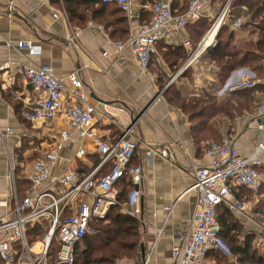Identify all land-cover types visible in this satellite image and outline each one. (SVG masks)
<instances>
[{"label":"crops","instance_id":"0c3cea01","mask_svg":"<svg viewBox=\"0 0 264 264\" xmlns=\"http://www.w3.org/2000/svg\"><path fill=\"white\" fill-rule=\"evenodd\" d=\"M170 1L173 5V0ZM177 1L173 7L174 14L184 12L188 2ZM132 2L135 16L131 20L124 11H113L114 7H109L104 15L97 12L96 19L92 10L98 4L91 2L82 5L89 6V9L85 12V19L80 20L71 18L65 0H53L49 4L39 0H0V66L4 63L10 66L8 70L0 69V132L3 134L0 137V217L7 214L14 204V186L18 196L24 193L23 168L32 162L28 159L34 154L40 156L41 150L51 148L53 138L50 134L58 132L64 123L62 118L46 122L30 120L34 92L23 77L15 75L16 66L18 63L50 64L54 74L63 78L67 85L68 73L82 67L81 75L85 79L87 93L95 105L93 125L97 133L114 142L125 127L136 121L131 127V137L138 140L139 146L132 163H143L145 173L139 202L143 226L141 262L150 254L149 264H172L173 247L191 227V215L197 198L196 190L190 189L194 182V169L209 164L211 157L206 153L210 140L199 143L194 140L188 115L167 100L165 90L175 84L185 96H206L216 95L223 86L216 64V73L205 70L207 64L214 66L205 52L197 62L183 67L191 53L185 41L189 40L196 47L226 1L207 0L199 19L207 23L206 29L195 30L193 23H188L182 28L173 27L169 30V35L157 43L162 64L153 61L152 77H146L141 72L129 48L118 53L113 44L114 40L127 38L130 30L136 29L145 18L141 15L140 0ZM10 3L15 6L12 15L8 13ZM242 15L248 18L247 23L250 16L245 13L239 16ZM90 21L96 26L89 25ZM98 25L103 28L100 29ZM244 26L241 30H233L229 22L228 27L234 32L236 43L238 38H245ZM67 28L76 32V43L72 45L66 40ZM247 40L251 38L247 37ZM25 42L37 45L41 51L30 54L27 48L20 46ZM104 52L108 54L104 55ZM10 74L15 75L12 82L8 80ZM256 86L258 89L254 92L252 111L245 110L242 115L233 118L217 115L213 119L221 137L230 135L235 138V146L241 157L248 156L258 142L264 141V114L257 115L258 105L264 102V82ZM232 93L216 96L223 99ZM73 138L66 144L62 156L52 169V178L61 175L69 167H77L83 176L99 164L100 155L95 144L91 141L80 142L76 134ZM80 145L87 152L84 157L73 162ZM148 145L168 147L175 154V159L169 160L155 153L149 163L145 162ZM261 159L264 164V153ZM11 163L16 166L14 181L10 175ZM104 165L109 169L108 163ZM118 189L120 195L121 186L118 185ZM234 193L239 200L249 205L245 212H234L240 214L246 224H256L260 231L256 222L260 221L264 213L257 211L256 205L260 199H264V190L258 197L250 195L251 190L244 187L237 188ZM4 235L2 233L0 237ZM206 260L210 264H219L211 253ZM227 261L234 264L229 258ZM236 264H240L238 257Z\"/></svg>","mask_w":264,"mask_h":264},{"label":"built area","instance_id":"2783aa9c","mask_svg":"<svg viewBox=\"0 0 264 264\" xmlns=\"http://www.w3.org/2000/svg\"><path fill=\"white\" fill-rule=\"evenodd\" d=\"M52 1L39 0L44 4ZM100 1L116 3L129 20L135 16L132 0ZM232 1L227 0L222 5L196 47L189 40L185 41L191 53L183 69L197 62L208 47L217 44L223 24L230 22L233 30H241L245 25L248 18L243 15L229 21ZM206 4L207 0H188L186 10L180 14L173 13L170 0H154L142 4L141 8L150 12V18L136 29H131L127 38L114 40L116 51L121 53L129 48L141 72L146 77H152L153 61L162 64L157 53V43L169 35L171 28H182L200 19ZM14 7L10 3L9 14L15 12ZM242 9L245 10L246 6L242 5ZM89 25L96 26L92 21ZM98 27L103 28L100 25ZM212 31H215L214 36L207 41ZM75 34L73 29L67 28L65 36L70 45L76 43ZM20 46L27 48L30 54L41 51L37 45L29 42L21 43ZM107 54L104 52V55ZM9 68L8 63L0 66L1 70ZM205 70L216 73L218 68L208 65ZM81 71L82 67H77L68 73L67 85L47 63H18L15 68V75L23 77L34 92L30 120L46 122L62 118L64 123L58 132L50 134L53 138L51 148L41 150L36 160L24 166V178L30 183L25 196L19 198L16 186L13 188L14 204L7 214L0 217V234H5L0 237V264H51L50 250L55 241L58 250L52 264H74L76 245L85 235L96 232L91 225L92 221L105 219L111 207L118 204V184L122 179L131 184L124 209L140 219L139 202L145 173L143 163H132L139 146L138 140L131 137V127L136 121L125 127L122 135L114 142L100 136L93 125L95 105L90 101ZM15 75H8V80L12 82ZM254 77L255 74L248 70L244 72L243 68L236 69L217 90L216 95L222 97L234 91L254 88L259 82H264ZM263 114L264 102L257 107V115ZM74 134L80 142L91 141L95 144L100 162L83 176L77 167H69L61 175L52 178V169L62 156L66 144L74 140ZM2 135L0 132V137ZM86 152L84 146L80 145L73 162L84 157ZM155 153L169 160L175 159V154L168 147L148 145L145 162L149 163ZM206 153L211 157L210 162L194 169V182L190 187L197 192L191 227L173 247L172 264H210L206 259L211 250L220 252L236 264L237 257L228 241L220 234L217 206L224 203L232 211L245 212L249 205L239 200L234 191L245 187L258 197L264 184V164L261 159L264 141L258 142L248 156L241 157L235 146V138L224 135L219 141L211 140ZM107 163L110 165L108 171L98 176V170ZM15 170V164L11 163L10 175L13 181ZM260 218L256 223L261 230L258 237L263 240L264 215ZM36 224L41 225L42 235L30 241L27 227ZM149 261L150 254L144 257L142 264H149ZM113 264L129 263L118 258Z\"/></svg>","mask_w":264,"mask_h":264},{"label":"trees","instance_id":"16d2710c","mask_svg":"<svg viewBox=\"0 0 264 264\" xmlns=\"http://www.w3.org/2000/svg\"><path fill=\"white\" fill-rule=\"evenodd\" d=\"M152 1L154 0H140V3L142 5ZM225 1L227 0H223V2ZM65 2L71 18L77 17L80 20L85 19V12L89 9V6L82 7V5L89 2L94 5L98 4V7L95 9L93 6L94 10H92L93 17L96 19H98L96 16L97 12H99V15H104L109 7H114L113 11L120 9L114 2L105 3L100 0H65ZM177 2V0H173V5L171 2L172 10ZM242 5H245L247 9L242 10ZM231 7L229 21L235 19L241 13L249 15L250 20L243 28L251 27L252 29L249 30V33L251 35L256 34L257 37L253 40L236 43L234 32L229 30V23L222 25L218 33L217 44L208 47L205 51L207 59L214 62L219 68L218 76L222 84L225 83L234 70L245 67L251 69L259 77L264 76V0H233ZM141 15L145 16L142 22L150 18V12L143 10V8H141ZM99 20L102 21L103 19L99 18ZM103 25L105 26L106 24L103 23ZM193 25L195 30L199 28L204 30L208 26L207 23L199 19ZM179 55L180 53L177 54V57ZM173 64L171 63V65ZM177 68H174V70ZM256 89H258L257 86L235 91L231 96L221 99L214 94L185 96L180 88L175 84H171L165 90V94L169 102L180 107L188 115L191 122V134L194 140L199 143L202 140L211 141L212 139L219 141L222 138L219 129L213 122L217 115L233 118L236 115H242L245 110L252 111ZM38 157L37 154H34L28 161L36 160ZM107 171L106 165L100 169L98 176L103 175ZM118 185L121 186L118 204L111 207L105 219L92 221L91 225L96 232L85 235L76 245L74 264H113L114 260H116L115 258L119 256L141 257L143 226L140 219L128 214L124 209L131 184L126 179H122ZM23 186L24 193L19 196H24L25 190L30 186V183L25 178ZM263 190L264 184L261 186L259 193L261 194ZM250 195L253 196L252 191ZM256 210L264 213V199L258 201ZM234 215L235 212L224 203L217 206V218L220 224L221 236L228 241L233 254L237 255L240 264H264V257L256 253L257 250L254 246L255 234H246L242 240H239L238 235L242 231V223ZM42 232L40 224L27 227V236L30 241L36 240L38 236L42 235ZM57 250L58 243L55 241L50 250L51 264L56 258ZM210 253L219 264H229L227 257L220 252L212 250L209 255Z\"/></svg>","mask_w":264,"mask_h":264},{"label":"rangeland","instance_id":"374dc122","mask_svg":"<svg viewBox=\"0 0 264 264\" xmlns=\"http://www.w3.org/2000/svg\"><path fill=\"white\" fill-rule=\"evenodd\" d=\"M124 14H125V12H123ZM122 13V14H123ZM244 29V28H243ZM252 28L251 27H246L245 29H244V32H245V35H244V37L245 38H238V43L239 42H245V40H246V38L248 37V38H251V39H254V38H256L254 35H251L249 32V30H251ZM257 30V29H256ZM257 33H258V30L256 31ZM243 40V41H242ZM213 65L215 64L214 62L212 63ZM207 65H209V64H207ZM214 66H216V65H214ZM255 79H260V80H264V76L262 75L261 77H259V76H257V75H255V77H254ZM236 218H237V220H239V222L240 223H242V231H241V233H240V235H238V237H239V240H242L243 238H244V235H246V234H255V239H254V246H255V248H256V253L258 254V255H262L263 257H264V233H263V240H260V237H258L259 235V233H260V231H259V229H258V227L256 226V224H252V223H248L247 222V224L245 223V222H243V220H242V216L240 215V214H237V213H235V215H234ZM117 258H121V259H124V260H126L129 264H142V260H141V257L139 258V257H136V258H130V257H128V256H119V257H117ZM117 258H115V259H117Z\"/></svg>","mask_w":264,"mask_h":264},{"label":"bare ground","instance_id":"6f19581e","mask_svg":"<svg viewBox=\"0 0 264 264\" xmlns=\"http://www.w3.org/2000/svg\"><path fill=\"white\" fill-rule=\"evenodd\" d=\"M214 33H215V31H214V32L212 31V32L209 34V36H208V38H207V41H210V40H211V37L214 36Z\"/></svg>","mask_w":264,"mask_h":264},{"label":"water","instance_id":"95a60500","mask_svg":"<svg viewBox=\"0 0 264 264\" xmlns=\"http://www.w3.org/2000/svg\"><path fill=\"white\" fill-rule=\"evenodd\" d=\"M243 70L246 71V68H244ZM250 73H252V71H251ZM133 122H134V121H133ZM142 252H143V247H142Z\"/></svg>","mask_w":264,"mask_h":264}]
</instances>
